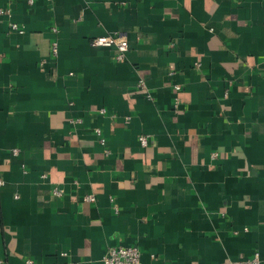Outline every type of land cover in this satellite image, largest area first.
<instances>
[{"label": "crops", "instance_id": "crops-1", "mask_svg": "<svg viewBox=\"0 0 264 264\" xmlns=\"http://www.w3.org/2000/svg\"><path fill=\"white\" fill-rule=\"evenodd\" d=\"M263 3L0 0V264H264Z\"/></svg>", "mask_w": 264, "mask_h": 264}, {"label": "built area", "instance_id": "built-area-1", "mask_svg": "<svg viewBox=\"0 0 264 264\" xmlns=\"http://www.w3.org/2000/svg\"><path fill=\"white\" fill-rule=\"evenodd\" d=\"M30 2H32V0H30ZM4 13L5 10L0 9V15H3ZM11 27L15 31H20L19 26L16 24H12ZM93 45L97 47L116 48L117 53L115 55V60L117 62L124 61L129 51L128 40L124 36L118 33L96 38L93 41ZM52 54L55 57H57L59 54V43L57 41H55L52 45ZM137 86H138V90L145 95L146 99H148L149 101L154 100L152 95L147 92L144 80H140ZM173 90L175 92H179L181 90V87L178 85H174ZM178 107H179V99H176L175 108L178 109ZM101 111L102 113L105 112V110H101ZM97 135L99 137L101 145L106 146V140L101 136L100 130H97ZM139 142L142 147H147L149 144V137L147 135H141L139 137ZM18 153H19L18 149L13 150L14 155H17ZM214 156L216 157L217 154H214ZM3 185H4V181L0 178V186ZM53 195L60 197L63 195V190L60 188H54ZM84 200L86 202H94L95 196L88 195L84 198ZM141 259H142V253L140 251L139 246L131 245V246H116V247L108 248L107 252L102 258V261L104 264H141ZM26 264H34V262L32 260H27ZM222 264H262V260L260 253L254 252L250 258L238 260V261L229 260Z\"/></svg>", "mask_w": 264, "mask_h": 264}]
</instances>
